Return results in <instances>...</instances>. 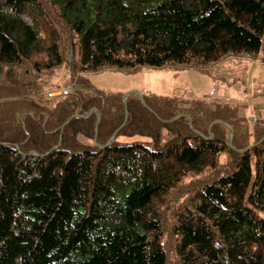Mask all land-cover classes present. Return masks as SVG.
Here are the masks:
<instances>
[{
  "label": "trees",
  "instance_id": "obj_1",
  "mask_svg": "<svg viewBox=\"0 0 264 264\" xmlns=\"http://www.w3.org/2000/svg\"><path fill=\"white\" fill-rule=\"evenodd\" d=\"M231 58L264 0H0V264H264V119L87 78Z\"/></svg>",
  "mask_w": 264,
  "mask_h": 264
},
{
  "label": "rangeland",
  "instance_id": "obj_2",
  "mask_svg": "<svg viewBox=\"0 0 264 264\" xmlns=\"http://www.w3.org/2000/svg\"><path fill=\"white\" fill-rule=\"evenodd\" d=\"M91 84L107 94L121 93L141 96L155 94L182 101L202 100L209 104H229L238 107L239 115L250 123L264 119V63L247 58H231L213 67L209 74L196 70L176 71L144 69L133 74L104 71L87 76ZM73 85L70 71L62 68L43 82V95L64 92ZM254 122V123H255ZM167 139L165 132L164 141ZM121 142H149L136 136L121 138Z\"/></svg>",
  "mask_w": 264,
  "mask_h": 264
},
{
  "label": "built area",
  "instance_id": "obj_3",
  "mask_svg": "<svg viewBox=\"0 0 264 264\" xmlns=\"http://www.w3.org/2000/svg\"><path fill=\"white\" fill-rule=\"evenodd\" d=\"M68 92L67 91H64V92H61V91H58V92H51L50 94H49V96L50 97H55L56 96V94H60V96H64V95H66ZM55 95V96H54Z\"/></svg>",
  "mask_w": 264,
  "mask_h": 264
},
{
  "label": "water",
  "instance_id": "obj_4",
  "mask_svg": "<svg viewBox=\"0 0 264 264\" xmlns=\"http://www.w3.org/2000/svg\"><path fill=\"white\" fill-rule=\"evenodd\" d=\"M130 96V95H128ZM128 96L124 97V100L126 101V99L128 98ZM141 99L143 100V97L141 96ZM113 139H115V137H113Z\"/></svg>",
  "mask_w": 264,
  "mask_h": 264
}]
</instances>
